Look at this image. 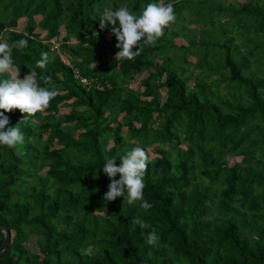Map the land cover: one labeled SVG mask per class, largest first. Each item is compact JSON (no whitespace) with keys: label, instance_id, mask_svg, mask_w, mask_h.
<instances>
[{"label":"trees","instance_id":"obj_1","mask_svg":"<svg viewBox=\"0 0 264 264\" xmlns=\"http://www.w3.org/2000/svg\"><path fill=\"white\" fill-rule=\"evenodd\" d=\"M150 3H172L176 22L115 60L100 13ZM20 39L14 70L58 95L19 125L22 157L0 146V264H264V0H0V42ZM5 115L14 127L25 114ZM136 146L148 210L104 200L103 164ZM152 229L158 247L145 243Z\"/></svg>","mask_w":264,"mask_h":264},{"label":"clouds","instance_id":"obj_2","mask_svg":"<svg viewBox=\"0 0 264 264\" xmlns=\"http://www.w3.org/2000/svg\"><path fill=\"white\" fill-rule=\"evenodd\" d=\"M99 27L101 30L110 26L111 33L116 37V48L119 51L115 60H132L140 55L144 46H153L163 37L164 29L170 23H175L177 16L172 3L148 4L139 15L130 12L127 6H120L115 10L105 8L99 16ZM28 45L27 39H20L9 45L0 42V146L15 149L18 156L24 153L18 145H23L25 137L19 127L27 117L34 116L48 108L50 101L58 95V91L52 85L51 77H43L45 85L38 83L37 73L32 70L21 79L20 72L14 70L12 50H23ZM136 49L135 51L133 49ZM51 58L48 52L41 54V59L36 62L40 69L46 68ZM18 109L25 114L21 121L14 127L9 125L10 113ZM148 155L140 146H136L125 152L119 159L113 157L107 159L103 164V172L110 180L108 191L104 194L105 201H114L117 197L126 199L129 205L139 203V207L148 210L152 205L144 200L143 189L144 175L148 166ZM119 160V166L116 161ZM119 174V179L115 177ZM134 227L141 230L151 226L140 217L131 221ZM145 243L152 247L159 246V236L155 229L147 232L144 236Z\"/></svg>","mask_w":264,"mask_h":264},{"label":"rangeland","instance_id":"obj_3","mask_svg":"<svg viewBox=\"0 0 264 264\" xmlns=\"http://www.w3.org/2000/svg\"><path fill=\"white\" fill-rule=\"evenodd\" d=\"M222 1H224V2H229V3H231V2H233V1H236V2H242L243 0H222ZM191 4V6H193V7H195L196 8V3L193 1L192 3H190ZM34 19L37 21L38 19H39V16L38 15H35L34 16ZM205 20H207V19H205ZM22 25H23V18H19L18 20H17V23H16V27L15 28H17V29H21L22 28ZM188 28H190V29H192V28H195L193 25H186ZM215 28V27H214ZM59 29H60V31L62 30V28H61V26L59 27ZM229 29H231V30H233L231 27H229ZM35 30H39L38 28H35ZM173 42L174 43H176V44H178V43H181V44H184L185 43V41L179 36V37H177V36H175L174 37V39H173ZM57 45H58V42L57 41H54V43H53V48L54 49H56L57 50ZM192 60H193V56L192 57H190ZM143 75V73L142 74H140L139 76H138V78H140L141 76ZM135 81H137V80H135ZM188 83L190 84L191 83V80L189 79L188 80ZM138 84L135 82H132V83H130L129 85H128V87L130 88V89H135L136 88V86H137ZM163 91V90H162ZM68 111V107L67 106H63V107H61L60 108V112L61 113H65V112H67ZM124 128V127H123ZM109 143V142H108ZM150 156L152 155L151 153L149 154ZM229 161H231L230 159H229ZM27 245H28V247L31 249V250H33V245H34V240H33V237H30V241L27 243Z\"/></svg>","mask_w":264,"mask_h":264},{"label":"water","instance_id":"obj_4","mask_svg":"<svg viewBox=\"0 0 264 264\" xmlns=\"http://www.w3.org/2000/svg\"><path fill=\"white\" fill-rule=\"evenodd\" d=\"M0 231L3 233V239H2V242L0 244V253H1L9 241V231L3 226H0ZM137 264H149V263H147L145 261H141L140 263H137Z\"/></svg>","mask_w":264,"mask_h":264}]
</instances>
